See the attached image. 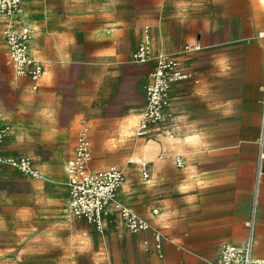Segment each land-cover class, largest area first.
<instances>
[{"label": "crops", "instance_id": "0c3cea01", "mask_svg": "<svg viewBox=\"0 0 264 264\" xmlns=\"http://www.w3.org/2000/svg\"><path fill=\"white\" fill-rule=\"evenodd\" d=\"M88 5L100 17L96 35L109 34L108 43L117 45L126 23L108 7ZM22 15L33 30L29 53L42 61L45 70L35 90L26 79L14 77L32 91L41 86L54 89V80L63 78L53 61L57 31L42 19L36 4ZM142 15H151L150 9ZM157 15L152 25L147 23L153 54H172L190 76L171 83L156 126L158 134L143 142V157H130L136 158L147 176L142 171L138 185L127 180L120 186L119 200L146 217L162 235L159 248L151 229L137 232V247L128 237L126 264H213L224 242L242 243L249 233L252 256L264 264V0H161ZM145 20L143 16L135 23L138 40ZM193 42L199 47L183 50L185 43ZM57 62L62 66L70 61L60 56ZM154 64L152 59L135 67L148 79ZM75 117L70 116L64 136L72 130ZM81 118L70 151L40 162L30 157L40 177L1 165L0 182L7 176H25L29 190L0 192V264H80L73 257L86 252L80 243L91 239L98 245L94 251H102L103 235L94 232L91 223L69 215L67 203L53 194L58 188V193L64 195L66 190L68 195L65 165ZM3 125H9L10 132L2 143V155L15 151L17 143L8 145L15 134L19 138L29 134L31 140L55 136L50 123L38 114L2 118ZM90 138V167L118 166L100 157L105 142L115 149L121 134L103 138L100 133L93 135L91 127ZM113 222L122 224L114 218L105 229ZM83 225L82 233L73 231L74 226L82 229Z\"/></svg>", "mask_w": 264, "mask_h": 264}, {"label": "rangeland", "instance_id": "374dc122", "mask_svg": "<svg viewBox=\"0 0 264 264\" xmlns=\"http://www.w3.org/2000/svg\"><path fill=\"white\" fill-rule=\"evenodd\" d=\"M160 2L161 0H22L11 15L14 28L27 23L33 37V30L22 14L31 5L36 4L42 11V19L57 31L59 36L56 38L59 41L56 59L53 61H56L55 65L58 64L60 76L63 78L54 80V89L43 90L41 86L38 91H32L23 81L16 80L12 68L5 63V25L0 18V121L2 118L17 120L21 114L42 115L50 123V129L55 135L49 140H31L29 134L22 138L15 134L8 141L9 148L17 143L15 151H5L3 156H29L40 162L46 158H55L60 151L68 152L73 146L77 121L84 117L90 123L93 135L100 133L104 138L113 132L121 134L122 140L115 149H111L107 141L105 142V151H102L100 159L103 157L106 164L115 163L122 168L123 179L120 186L127 180L138 185L143 178V167L135 161L136 158L132 161L130 157H143V142L149 136L158 134V121L149 124L145 135L134 134L139 113L145 105V87L148 79L141 77L142 71L136 69L137 63L131 60L130 54L138 40L134 33L135 23L139 19L143 20L144 16L146 20L142 23L152 25L154 19L158 18ZM86 3L108 7L107 9L118 12L115 18L123 20L126 26L121 28L122 33L117 45L108 43L109 34L96 35L100 17L90 12ZM147 9H150L151 15H142ZM60 56L67 57L70 62L60 66L57 62ZM45 59L49 61L51 57ZM57 75L58 72L51 74V80ZM73 91L76 98H73ZM73 114H76L73 128L64 136L62 132L70 125L69 118ZM153 125L154 129L151 130ZM67 155H64L65 160ZM94 160L99 161L97 157ZM120 186L117 190L118 200ZM28 190L29 182L25 176H7L4 182H0V192L23 193ZM63 193L64 195L58 193V188L53 191L55 196L59 194L67 203L66 190ZM92 227L94 232L103 235L99 243L102 251H94L98 246L94 239L87 242L84 240L80 244L87 250L82 252V255L73 257L75 262L126 264L127 238L131 237L136 241L137 247L138 240L135 235L138 233H130L124 225L116 222L102 233L93 225ZM84 228L85 225L82 229L74 226L73 231L82 233ZM107 231L113 233L107 235Z\"/></svg>", "mask_w": 264, "mask_h": 264}, {"label": "built area", "instance_id": "2783aa9c", "mask_svg": "<svg viewBox=\"0 0 264 264\" xmlns=\"http://www.w3.org/2000/svg\"><path fill=\"white\" fill-rule=\"evenodd\" d=\"M22 0H0V18L4 23L3 33L7 45V64L12 68L17 78L26 79L31 89H37L44 74V65L40 59L29 53V39L31 29L27 24L14 28L12 14ZM199 47V43H185L183 50ZM155 60L153 68L148 72V82L145 87V105L140 112L135 134L143 136L147 133L149 124L159 120L161 107L167 100V93L171 83L190 76L180 61L168 52L153 54L151 26L143 24L141 35L135 49L131 53V60L135 63H145ZM10 132L9 125L0 127V167L2 164L18 168L27 176L38 178L40 171L33 165L29 156L5 158L1 154V146ZM91 126L85 118L79 120L76 141L72 156L66 161L69 213L73 217L83 218L94 228L103 232L106 223L114 218L118 219L130 233L151 229L154 245L160 247L161 233L152 227L149 220L135 210L121 203L117 198V190L123 179V171L116 165L105 168L92 169L91 161ZM263 153H260V157ZM143 176L147 172L143 170ZM155 213L156 209L153 208ZM147 244V241L144 240ZM253 237L249 233L242 243L224 242L213 264H258L252 256Z\"/></svg>", "mask_w": 264, "mask_h": 264}, {"label": "bare ground", "instance_id": "6f19581e", "mask_svg": "<svg viewBox=\"0 0 264 264\" xmlns=\"http://www.w3.org/2000/svg\"><path fill=\"white\" fill-rule=\"evenodd\" d=\"M31 37H32V34H31V36H30L29 42H30V40H31Z\"/></svg>", "mask_w": 264, "mask_h": 264}]
</instances>
